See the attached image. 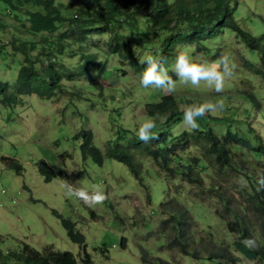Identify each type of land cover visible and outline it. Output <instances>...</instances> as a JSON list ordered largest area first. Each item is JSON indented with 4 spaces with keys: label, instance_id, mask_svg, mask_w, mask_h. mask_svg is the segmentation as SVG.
Segmentation results:
<instances>
[{
    "label": "rangeland",
    "instance_id": "374dc122",
    "mask_svg": "<svg viewBox=\"0 0 264 264\" xmlns=\"http://www.w3.org/2000/svg\"><path fill=\"white\" fill-rule=\"evenodd\" d=\"M113 1L125 11L134 9L131 2L135 0ZM184 1L191 7L198 3ZM228 1L235 7L236 22L252 33L253 40L264 43V0ZM56 2L65 8L66 16L75 17L81 7L97 11L105 0ZM169 2L175 9L172 8V20L176 21L177 0ZM138 6L136 3L135 7ZM4 8L0 2V20L7 24L0 30V81H15L25 56L22 50L31 57L42 54L40 48L30 50L29 44L23 45L28 36L36 44L47 40L52 44L51 50H61L63 45L64 52L57 57L69 64L68 73L72 74L65 73L59 88L46 90L49 97L16 94L9 87L6 91L17 100L0 101V252L3 255L10 250L20 252L26 243L42 253L49 248L71 251L78 264H85L87 253L91 264H161L159 259L171 264H215L208 255L224 247L234 256L235 264H263L258 258H245L234 243L247 229L264 245L263 207L258 198L250 199L254 196L253 186H259L264 178V154L230 142L227 146L231 158L224 163L197 130L210 126L219 137L231 130L255 144L264 143V65L259 52L245 46L229 28L202 41L199 49L194 43H172L175 50L180 48L193 56L202 54L210 61L218 60L221 54L228 55L233 74L226 79L223 93H216L203 82L199 87L185 86L173 75L177 85L170 94L180 113L167 119L165 114H148L146 106L161 100L168 92L143 88L139 83L140 73L130 59L135 57L140 62L146 55L155 58L163 48V40L171 35L144 24L147 8L136 13L137 18L108 25L105 33L89 35L86 42L77 36L65 42L59 40L61 32L69 27L67 21L64 26L44 29L43 35H28L26 13L21 9L10 13ZM97 23L102 26L101 22ZM186 29L185 25L177 26L176 38L180 39ZM109 43L118 45L119 52H111ZM83 56L90 63L88 68L80 67L85 61ZM91 60L101 63L104 69L98 71L99 65L95 69ZM173 61L174 58H169L165 62L170 75ZM247 93L256 97L258 107ZM221 98L225 101L222 112L197 118L199 127L195 130L181 126L184 105L206 104ZM149 117L156 123L154 136L157 131H165L169 142L178 141L181 146L170 154L169 171L143 151L133 150L143 178L140 185L129 168L111 158L108 150L115 143L126 147L132 138H138L139 124ZM80 130L93 131L94 143L102 152V163L90 156L83 157L80 149L83 138L77 136ZM183 131L187 136L182 135ZM3 156L15 159L24 170L17 173L7 168L1 161ZM40 159L54 167L56 176L49 182L37 171ZM186 165L194 168L192 176L196 182L181 173ZM60 178L89 191L98 185L107 198L102 204L86 205L69 196ZM175 204L185 206L192 214L186 249L191 255L196 251L198 259L184 254L173 244L176 229L171 211ZM63 218L74 221L75 231L84 235V243L70 239Z\"/></svg>",
    "mask_w": 264,
    "mask_h": 264
},
{
    "label": "trees",
    "instance_id": "16d2710c",
    "mask_svg": "<svg viewBox=\"0 0 264 264\" xmlns=\"http://www.w3.org/2000/svg\"><path fill=\"white\" fill-rule=\"evenodd\" d=\"M57 0H1L4 3V11L10 13L13 10H23L25 12L26 19L29 23L27 27L28 35H43L42 31L49 27L58 28L64 26L66 23L69 27L59 35V40L62 42L67 41L71 36H77L81 41L86 42L88 36L91 34L105 33L108 29V25L112 26L117 22H124L128 18H137L136 13L144 11L146 8L149 10L144 20V24L154 31H168L171 35L166 36L163 40V48L160 53L156 55V59H163L166 62L169 58H174L176 50L171 46L174 42H188L196 44L197 48H201V43L204 40L213 38L222 33L227 28L232 29L238 38L244 43L245 46L251 50L257 51L260 54V60L264 65V43L252 39V33L243 27H241L234 19L233 12L235 7L230 5L228 0H197L198 3L194 6H188L184 0H177L176 4V21L172 20V3L169 0H135L131 2V6L134 8L132 12L125 11L122 6L117 5L113 0H105L104 6H101L97 11H91L89 8L81 7L78 9V14L74 17H68L65 15L61 4H57ZM136 3L139 4L135 7ZM69 9V8H67ZM175 10V9H174ZM80 12V13H79ZM101 22L102 26H97ZM96 23V24H95ZM179 25H185L186 30L181 35L180 39L175 36L176 27ZM7 24L0 20V30L6 28ZM74 39V38H73ZM76 39V38H75ZM183 40V41H182ZM29 44L30 50L40 48L42 54H36L31 57L27 52L24 60L19 67V73L15 83L9 81H0V100L3 103H13L17 100L13 93L7 92L9 87H13V91L16 94H31L36 93L40 97H49V93L46 90L59 88L62 84L65 73L71 71V67L61 58L57 57L59 54H63L64 46L61 50H51L52 44L43 41V44L34 42L31 36H28L27 42H23L24 46ZM111 52L117 53L118 45L112 46L109 43ZM21 50V49H20ZM123 55V54H122ZM123 56H127L126 54ZM44 57V58H43ZM84 57V56H83ZM93 59V55L89 56ZM84 63L80 67H87L90 64L88 59L85 58ZM131 64L138 71L142 73L144 64L142 61H138L137 58L131 57ZM94 68L99 65V70L104 68L101 63H96L91 60ZM66 71V72H65ZM249 99L258 107L259 102L252 93H247ZM148 114H165L167 119L174 116H179L180 110L174 96L170 93L164 94L162 99L155 102H149L146 106ZM198 134L202 139L206 140L210 146L212 152L216 153L217 158L226 163L230 160L229 149L227 143H233L238 146L248 148L254 152L264 154V143L255 144L248 139L237 135L235 131L226 130L223 137H219L213 131L210 126L202 129H197ZM184 136H187L186 131H183ZM77 136L83 138V142L80 145L81 153L83 157H92L95 162L102 163L103 156L100 148L94 143V134L92 130H80ZM157 138L151 142L144 143L138 138H132L128 146L114 144V146L108 150V154L111 158L125 164L134 178L141 185L143 178L140 176L139 165L135 161L133 150H141L149 156L153 157L159 164L166 170H171L169 167L170 154L174 152L178 146H181L180 142L171 143L169 137L165 131H157L155 135ZM188 144V142H185ZM175 154V153H174ZM1 161L7 166V168L14 169L17 173H21L24 167L21 163L17 162L13 158L3 156ZM185 171L181 170V173L189 181H195L192 176L194 168L191 165H186ZM37 171L44 178L46 182L53 179L54 167L48 164L44 159L37 161ZM264 180V178H262ZM262 181V180H261ZM259 182V186H253V194L250 199L255 201L254 198H258L260 201L264 213V184ZM192 214L188 208L181 204H175L171 211V219L174 221V227L176 229V236L173 244H177L180 247L181 252L186 255H191L187 252L186 246L188 242L189 223ZM68 235L71 240L82 244L85 242L84 235L79 231H75L74 221L70 218L62 219ZM264 231V220L262 223ZM245 239H253V236L247 229L242 231L240 240L234 243L236 250L240 252L245 258L248 259H260L264 264V245H261L257 240L256 246L253 248L245 247L243 241ZM195 259H198L196 251L191 255ZM149 262L148 259L143 258ZM208 259L213 260L215 264H235L236 260L232 254L229 253L227 248H222L218 251L211 252L208 255ZM12 261V262H11ZM161 264H171L168 261L159 259ZM78 264L76 256L71 251H59L54 249H47L46 253L39 252L32 248L28 244H23L20 252L9 251L7 255H3L0 252V264ZM85 264H91L92 260L89 253L84 258Z\"/></svg>",
    "mask_w": 264,
    "mask_h": 264
},
{
    "label": "clouds",
    "instance_id": "9594fccd",
    "mask_svg": "<svg viewBox=\"0 0 264 264\" xmlns=\"http://www.w3.org/2000/svg\"><path fill=\"white\" fill-rule=\"evenodd\" d=\"M142 63L144 68L139 76L140 85L145 89L156 88L168 93L176 90L177 79L181 84L193 87H199L203 82L216 93H223L226 79L233 74L230 58L226 54H221L216 61H210L202 54L193 56L180 48L176 49L172 75L169 74L163 59H156L152 55H146ZM173 75L177 79H173ZM224 108L225 101L222 98L206 104L184 105L181 126L185 129L195 130L199 127L197 118L210 112H222ZM155 128V120L151 117L146 118L139 124L136 135L140 141L148 143L157 138L153 135V129ZM60 181L69 196L77 198L86 205L102 204L107 198L98 185H93L89 191L82 187H76L75 182L69 179L60 178ZM261 183L264 184V180ZM243 243L248 248L256 246V242L253 239H245Z\"/></svg>",
    "mask_w": 264,
    "mask_h": 264
}]
</instances>
